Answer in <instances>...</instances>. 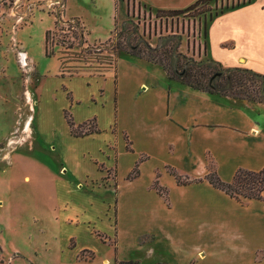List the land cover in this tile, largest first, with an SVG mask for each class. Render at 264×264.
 Returning <instances> with one entry per match:
<instances>
[{
    "label": "crops",
    "instance_id": "1",
    "mask_svg": "<svg viewBox=\"0 0 264 264\" xmlns=\"http://www.w3.org/2000/svg\"><path fill=\"white\" fill-rule=\"evenodd\" d=\"M138 1L168 10L185 8L196 0ZM205 31L209 58L264 75V0L215 13ZM71 90L74 103L67 96L68 108L85 101L90 109L83 116H73L76 124L95 117L101 129L114 127L110 133L114 179L112 190L104 194L105 208L113 201L112 224L105 220L101 225L100 191L77 188L76 182L63 178L65 195H60L59 178L47 161L16 155L15 169L5 175L7 184L12 190L20 177L16 167L22 160L30 162V175L23 178L31 177L37 199L47 200L39 203L48 209L44 215L35 212L43 218L32 226V245L18 250L15 244L13 252L32 264H51L52 255L65 260L68 254L77 264H87L100 253L83 239V233H88L101 247V261L107 264H264V191L263 199L241 202L205 178L215 170L221 180L230 181L240 167H264V103L235 101L195 89L168 78L162 67L136 58L117 61L115 76L101 96L103 105L99 100L91 103L92 90L84 99ZM67 134L74 146H81L73 152L77 159L83 151L95 154L101 147L99 133L76 137L67 127ZM86 139L89 142L83 146ZM58 153L66 164L76 159L65 160L60 149ZM171 169L199 181L180 184ZM75 179L80 180L81 174ZM155 184L163 188V194ZM16 196L14 191L8 196L6 225L15 237L22 231L19 214L11 206ZM0 200L3 203L1 196ZM94 228L112 234L113 245L103 243ZM86 250L95 257L83 258Z\"/></svg>",
    "mask_w": 264,
    "mask_h": 264
},
{
    "label": "rangeland",
    "instance_id": "2",
    "mask_svg": "<svg viewBox=\"0 0 264 264\" xmlns=\"http://www.w3.org/2000/svg\"><path fill=\"white\" fill-rule=\"evenodd\" d=\"M247 2L207 0L196 9L171 14L166 10H155L138 0H0V196L3 200V203L0 200V226L4 228L0 231L3 248L0 264H32V260L17 255L13 250L15 244L18 250L32 245V226L37 218H43L42 214L48 209L43 202L39 203L47 200L43 196L37 199L31 177L23 178L30 175V162L24 164L22 160V164L16 167L20 177H17L12 190L7 184L5 175L15 169L12 162L16 155L25 158L35 155L37 159L47 161L59 178L60 195L65 189L61 185L63 178L76 182L77 188L100 191L103 200L101 225L104 226L105 220L112 224L113 201L111 199L105 208L104 194L107 189L112 190L114 179V167L110 163L114 150L110 133L114 127L101 129L95 117L76 124L73 116H83L90 109L85 101L68 108L67 96L74 103L71 87L80 99L92 90L89 96L91 103L100 101L121 58L141 59L163 70L158 58H167L162 63L167 61L170 67L176 61L182 62L183 66L194 61L210 62L216 69L225 68L206 55V23L215 13ZM47 30L52 31L51 55L44 51ZM258 81L242 92L229 90L213 94L235 101L257 102V94L263 95L264 91V84ZM208 83L214 91L211 79ZM67 118L74 122L73 128L79 132L92 128L99 130L96 133L101 135V147L97 153L83 151L78 159L73 156L81 146H74L75 142L68 136ZM88 142L86 139L83 146ZM59 149L65 160L74 157L75 161L66 164L59 156ZM79 174L81 179H75ZM182 178L189 179L184 175ZM11 191L17 195L11 206L17 210L22 228L16 237L6 227L7 201ZM95 194L97 196V192ZM37 210L42 214L36 216ZM93 231L103 243L113 245L112 234L107 235L97 228ZM82 236L100 251L96 257L94 252L84 251L83 258L90 260L95 257L87 264H107L101 261V247L95 238L88 233ZM50 259L51 264H77L69 254L65 260L58 255H52ZM112 264L120 263L113 261Z\"/></svg>",
    "mask_w": 264,
    "mask_h": 264
},
{
    "label": "trees",
    "instance_id": "3",
    "mask_svg": "<svg viewBox=\"0 0 264 264\" xmlns=\"http://www.w3.org/2000/svg\"><path fill=\"white\" fill-rule=\"evenodd\" d=\"M207 0H196L191 5L184 9H168L165 12L171 14H179L184 10H192L199 7ZM250 1V0H247ZM51 30H47L44 38V51L46 55H51L50 50V34ZM71 47V44L69 45ZM180 55V54H179ZM167 58H158L161 65L164 66V70L170 79L178 80L185 83L195 89L206 91L209 93H216L218 91L227 92L229 90L242 92L248 86L256 85L261 80L264 84V75L253 70L242 67H225L216 69L210 62H194L190 61L183 66L182 62L176 61L172 67L167 61L163 62ZM211 79V85L214 87L212 91L208 87V81ZM258 79V80H257ZM257 102L264 103V91L263 95L257 94ZM69 131L73 136L87 135L92 132L99 131L97 128L87 129L83 132H79L73 128L74 122L70 119H66ZM175 176L176 180L180 184H186L199 181V179H183L182 175L170 170ZM135 172L133 171L129 176L133 177ZM187 178V176H185ZM205 178L215 188H218L228 194L230 197L235 198L238 201L243 202L244 199L256 198L263 199L262 192L264 191V167L258 170H251L247 168H238L230 181H223L219 178L215 170L209 171ZM160 194H163V188L158 185H154ZM120 264H132L133 261H119ZM136 264V263H134Z\"/></svg>",
    "mask_w": 264,
    "mask_h": 264
}]
</instances>
